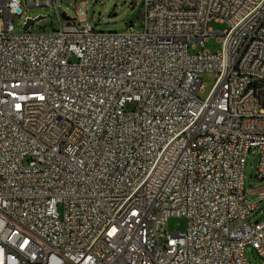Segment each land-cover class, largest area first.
Segmentation results:
<instances>
[{
  "label": "built area",
  "instance_id": "2783aa9c",
  "mask_svg": "<svg viewBox=\"0 0 264 264\" xmlns=\"http://www.w3.org/2000/svg\"><path fill=\"white\" fill-rule=\"evenodd\" d=\"M57 2L0 0V264L264 261L244 173L253 148L264 179V0H142L140 32ZM22 5L58 27L31 31ZM211 35L218 51L190 53Z\"/></svg>",
  "mask_w": 264,
  "mask_h": 264
},
{
  "label": "rangeland",
  "instance_id": "374dc122",
  "mask_svg": "<svg viewBox=\"0 0 264 264\" xmlns=\"http://www.w3.org/2000/svg\"><path fill=\"white\" fill-rule=\"evenodd\" d=\"M80 1L83 0H58L57 3L61 11H64L66 15L74 18L76 7L79 6ZM141 8L142 0H86V4L83 6L88 23L97 31H122L129 29L134 32H140ZM22 10L25 12V15L43 16L30 28L33 32L42 30L51 31L56 29L59 25L57 17L53 11L48 8H29L22 5ZM22 21L23 17L16 16L13 22L14 32L20 33L23 31ZM208 27L213 31L223 33L227 28V24L225 22L210 19ZM220 47L221 43L217 36L211 35L204 41L203 45L196 42L195 48H191L190 53H196L202 49L214 53L218 51ZM215 78L214 72L204 71L200 74L202 88L197 93L200 99L203 100L209 95L214 85ZM256 168L257 154L252 148L244 170L246 187L250 190L247 197L251 200L262 199L259 194L254 193L257 188L264 186V179L259 180L256 177ZM263 215L264 198L258 203V207L252 212L250 217L254 221L261 218ZM164 228L167 232L183 231L185 229V219L178 216H170ZM245 255L250 264H264L262 258L249 246L245 248Z\"/></svg>",
  "mask_w": 264,
  "mask_h": 264
},
{
  "label": "bare ground",
  "instance_id": "6f19581e",
  "mask_svg": "<svg viewBox=\"0 0 264 264\" xmlns=\"http://www.w3.org/2000/svg\"><path fill=\"white\" fill-rule=\"evenodd\" d=\"M260 62H264V52L260 53ZM245 93H252V85H244Z\"/></svg>",
  "mask_w": 264,
  "mask_h": 264
},
{
  "label": "water",
  "instance_id": "95a60500",
  "mask_svg": "<svg viewBox=\"0 0 264 264\" xmlns=\"http://www.w3.org/2000/svg\"><path fill=\"white\" fill-rule=\"evenodd\" d=\"M61 16H62L64 19H66V20H70V19H71V17L68 16V15H66L64 11L61 12ZM32 23H33V20H28L27 24H26L25 26H23V30H26V29L28 28V26H29L30 24H32Z\"/></svg>",
  "mask_w": 264,
  "mask_h": 264
},
{
  "label": "crops",
  "instance_id": "0c3cea01",
  "mask_svg": "<svg viewBox=\"0 0 264 264\" xmlns=\"http://www.w3.org/2000/svg\"><path fill=\"white\" fill-rule=\"evenodd\" d=\"M249 192H250V190H249ZM254 193L259 194L261 196V198L263 199L264 198V186L261 188H257V190ZM262 199H259L257 201L260 202Z\"/></svg>",
  "mask_w": 264,
  "mask_h": 264
}]
</instances>
